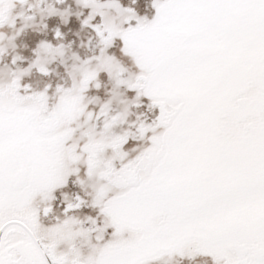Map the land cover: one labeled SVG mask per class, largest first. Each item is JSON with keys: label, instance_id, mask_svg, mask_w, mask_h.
Wrapping results in <instances>:
<instances>
[{"label": "snow or ice", "instance_id": "obj_1", "mask_svg": "<svg viewBox=\"0 0 264 264\" xmlns=\"http://www.w3.org/2000/svg\"><path fill=\"white\" fill-rule=\"evenodd\" d=\"M0 264H264V0H0Z\"/></svg>", "mask_w": 264, "mask_h": 264}]
</instances>
